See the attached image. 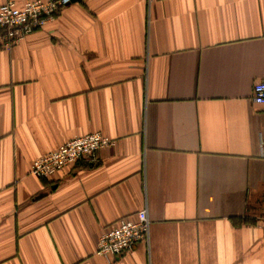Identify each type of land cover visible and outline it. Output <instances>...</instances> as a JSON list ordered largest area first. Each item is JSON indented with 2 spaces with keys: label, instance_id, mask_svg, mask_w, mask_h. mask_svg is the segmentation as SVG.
<instances>
[{
  "label": "crops",
  "instance_id": "crops-1",
  "mask_svg": "<svg viewBox=\"0 0 264 264\" xmlns=\"http://www.w3.org/2000/svg\"><path fill=\"white\" fill-rule=\"evenodd\" d=\"M261 79L264 0H76L0 47V264H264ZM92 132L115 144L30 173ZM143 208L147 242L96 254Z\"/></svg>",
  "mask_w": 264,
  "mask_h": 264
},
{
  "label": "built area",
  "instance_id": "built-area-1",
  "mask_svg": "<svg viewBox=\"0 0 264 264\" xmlns=\"http://www.w3.org/2000/svg\"><path fill=\"white\" fill-rule=\"evenodd\" d=\"M73 0H26L22 4L9 0L0 5V47L11 48L20 39L43 28L71 4ZM253 103L264 107V79L258 80L252 87ZM115 144L112 138L100 132H92L72 138L35 160L30 173L37 178H49L68 166H74L106 147ZM258 221L264 225V207ZM150 222L146 208L137 211L132 217L123 216L100 234L97 240L96 254L101 256H121L138 242H147Z\"/></svg>",
  "mask_w": 264,
  "mask_h": 264
},
{
  "label": "water",
  "instance_id": "water-1",
  "mask_svg": "<svg viewBox=\"0 0 264 264\" xmlns=\"http://www.w3.org/2000/svg\"><path fill=\"white\" fill-rule=\"evenodd\" d=\"M73 1H76V0H73Z\"/></svg>",
  "mask_w": 264,
  "mask_h": 264
}]
</instances>
